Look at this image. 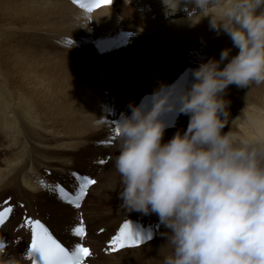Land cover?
<instances>
[{
	"label": "clouds",
	"instance_id": "9594fccd",
	"mask_svg": "<svg viewBox=\"0 0 264 264\" xmlns=\"http://www.w3.org/2000/svg\"><path fill=\"white\" fill-rule=\"evenodd\" d=\"M161 2L166 17L186 13L176 23L195 27L207 18L232 47L193 70L188 83L160 82L121 113L113 160L120 209L155 213L167 229L158 257L144 264H264V132L237 139L223 131L229 86L264 84V0ZM75 19L80 27L94 20L87 10ZM177 110L189 117L187 129L164 142L174 126L166 117ZM8 247L0 236V264H24L5 259Z\"/></svg>",
	"mask_w": 264,
	"mask_h": 264
},
{
	"label": "rangeland",
	"instance_id": "374dc122",
	"mask_svg": "<svg viewBox=\"0 0 264 264\" xmlns=\"http://www.w3.org/2000/svg\"><path fill=\"white\" fill-rule=\"evenodd\" d=\"M118 2L119 5L116 6V9H120L123 7L124 10L128 11L125 7L123 0H120ZM124 10L123 9L117 10V12L120 15H122L123 13L121 14V11ZM128 12H126L123 15L124 17H126L125 20L127 19L131 21V19H134L135 17L132 15V13L130 12L128 13ZM114 25H118V23L113 22L109 26H97L96 28L95 27L94 28L97 31H102V32L104 31L106 33H109L113 31ZM12 26H15V24H13ZM74 27L81 28L76 25H74ZM88 27L89 24L86 25V27L83 29L74 30L72 29V27L67 26L63 21L59 22L54 19L50 20L48 19V17L43 15V16H38V20L34 21L33 25L27 22L18 23L15 27L9 29L13 37V40L11 38L9 39L8 37L6 38L12 40V43L14 42L16 45H20L21 48L20 50L22 53L24 54L27 53L31 55V58H33L34 60L37 61V63H39L40 67L38 69L40 70L41 74L44 73L42 75L43 76L42 80L44 82V88L42 90L44 91L38 88H36L34 91L33 90L30 91V89L27 88L28 91H26L25 90L26 88L21 86V84L16 78L14 79L13 75L14 76L17 75L15 72H13L12 74L11 69H9L8 65L6 64V61L8 62L9 58H7L8 56L6 53H3L4 56L6 57L3 58L2 52H4V50L2 46H0V54H1L0 55L1 56L0 58V126L1 124L6 125L5 123L6 121H11L14 124L13 128L11 127L8 129H4L0 127V171L4 169L0 176L2 179L7 174V172L5 171L7 164H17V163L20 164V162L22 161L21 159L24 156L27 155L29 156L33 152L32 147L30 148V145L26 141L24 143V138L21 130L24 122L27 124L35 123V126L40 129H42L43 127H44L43 129H51V130L55 128L52 131L57 133L62 132V130L64 129V128L62 129V127H65L67 132H69L70 135L72 133L74 137V134L79 133L81 129H83L84 127H88L87 119L91 118V116L89 115L90 112L86 113L87 108L90 107V105L92 104H98L101 101L105 100L104 99L105 97L103 96L104 90H106L104 94L105 95L108 94L107 97H109L111 94L116 95L117 97L116 101L120 106L122 105V103H126L131 97L133 99L138 97L137 99H135V101L136 100L138 101V99L143 95V93L148 91L149 88H151V93H152L160 82H166L167 84H169L174 79L173 78L168 80V78L171 75L174 74L175 76H177L180 73V71H182L181 67H183L184 64L189 65L187 58L190 56V52L193 49H195L194 50L195 55L199 54L198 56H195L196 59L197 58L199 59V60L197 59L198 61L197 66H199V64L206 63L208 60L214 57L216 59H219L220 53L223 49L232 47V42L226 34H217L215 31H212L209 32L207 35L202 34V35H195L194 37L193 36L190 37L187 34H181V33L174 34L172 32L170 35L166 34L161 36V34H159L160 31L158 30L156 32L157 34L152 32L154 29V25L150 27V29L152 28L151 32L141 33L140 36L135 38L126 49L119 51L120 53L116 54V56L113 55V57L112 56H108L106 58L96 57L91 47L77 50L72 48H64L61 47V45L50 44V39L54 36L69 38L72 36L82 35L84 33L87 34V32H90L92 29V28L89 29ZM179 35L181 37L184 36V38H181ZM186 35L187 37H190L191 40L189 38L185 39ZM165 36L167 37L166 39ZM183 39L188 40V42ZM166 41L167 42L171 41V44L168 43L166 44ZM172 41L176 42V44H173V46L176 49H171L174 48L172 46V43L174 42ZM182 41L184 45L181 43ZM157 42H159L160 44ZM177 42L179 44H182L180 45L182 46V48L179 47V44H177ZM196 43H197L196 47H191L194 46ZM161 45L163 48L161 47ZM166 46L168 48H166ZM166 49H168V51ZM237 51L238 50L233 49L232 54L235 55ZM14 55L17 57L18 53H14ZM205 56L206 57L209 56V57L205 59ZM116 57H120V59L122 60L118 61V58ZM9 64L11 66L14 65L13 62H9ZM4 65H6V67L8 68V72L5 73L6 75L4 74L3 71V69L5 70ZM187 65L185 67H187ZM145 83L146 84L148 83L147 85L149 87L147 85H144ZM140 85L144 87V89L141 88ZM102 87H103L102 92L99 94H95L98 93V91L102 89ZM133 90L134 92L132 93ZM25 92H27L28 94H26ZM98 95H101L100 100L99 98H97ZM95 97L97 98L98 102ZM225 99L230 101L229 112L231 110L230 112L231 120L229 119V124L225 127V129H223V131L226 133L231 130V132L235 137H237V139H239L238 138L239 136L243 135V129L247 127L248 123L246 122H248L249 120L248 117L249 114H251V116L259 115L260 117L264 118V101H262L264 100V84L260 86H253L252 88L250 87L239 88L236 85H231L227 90ZM91 100L93 101V103H91L92 102ZM87 103L89 104L85 108V105H87ZM80 107L82 109H80ZM81 111L82 114L80 113ZM95 113L96 115L99 114L97 110L95 111ZM85 114H87L88 116ZM106 114L107 113H105V115ZM75 115L77 116V119H75L74 121ZM83 115L85 116V119ZM182 117L183 118L181 119V123L179 125L180 129L177 131L187 129L189 117L187 115ZM237 118L239 122L237 121ZM106 119L107 116H105L103 120ZM84 121L87 123H85ZM93 123H95V121ZM47 124H48V128H46ZM101 126L97 124H93L92 126L93 130L92 128H90V126L88 127L89 131L93 135L90 138V141H87L85 142L86 144L84 143L81 145V148H78V146L76 145V146H71L70 151L56 150L57 151L56 153L55 150L52 151L47 150L45 151L46 153L44 151H40V153L38 154L56 161L60 160L62 162H65V168L63 169L61 167V169H63L64 172L55 171L59 173L52 176L53 180L54 178H62V175L64 174H66V176L62 179H69L68 174L69 176H71V173H69V171H71L72 168L76 171L78 170L81 172H85L88 169L90 173L91 172L96 173V174H92V176L97 178L100 185L98 184L95 186V188L90 192V195L88 196V200L86 201L87 207L95 211L93 212L89 209L85 210V214L91 212L93 214L92 216L95 217V221L93 223H95L98 220V218H102V220H104L99 225L98 224L93 225L96 231L98 230V228L99 229L113 228L114 230H116V226L120 223V221L129 218L126 217V214H124L126 210L120 209V205L122 201L119 199L120 189L119 187H117L120 178L115 173L113 167L114 157L119 154L118 141L114 142L112 146L100 149L99 148L100 143L98 142L101 140H105L107 137L109 138L112 135L109 126H107L106 124H103ZM76 127L78 129L81 127L80 131L79 130L75 131L77 130ZM175 133L170 134L171 135L170 137L172 138L175 135ZM104 135H106L107 137H105ZM171 138H165L164 136V142H167V140ZM100 156L102 157L104 156L103 159L108 157V159H105L108 162L104 165H101L103 168L100 169V166H89L90 164L96 165L97 163L96 159ZM19 160L21 161L19 162ZM66 169L68 170L67 173H66ZM38 171L39 174L44 176L45 167L39 168ZM49 173L52 174L53 171H49ZM49 173H46V175H50ZM36 180H37V176L33 175L32 181L34 182ZM115 188L117 189L114 190ZM114 193H117L116 194L117 196L116 195L114 196ZM35 195H37L36 196L37 198L32 203L33 206L35 205L34 206V212L36 211L35 215L37 214L39 215V217L43 219H46L50 222L52 221L54 226L57 228H63V227L67 228L73 224V221H75V216L77 215L75 214V209L68 208L65 205V207L68 208L65 211V214H63L64 213L63 212L58 216H56L55 213L50 208H47L48 205L50 207V206H54L55 204H58L56 200L53 199V197L51 196L50 197L47 196L44 192ZM9 197H12L14 199L10 203L16 205L17 210L19 211V215L23 213V208L20 205L24 204V202L20 201L21 198L20 194L17 195V193L12 187L8 188L7 190L1 189L0 187V203L5 198H9ZM85 214H83V218H85L84 216ZM98 214H100L102 217ZM136 214L139 215L141 213L136 211L133 212L127 211V216H136ZM123 216H125L126 218L125 217L122 218ZM59 218H61L62 220H60ZM9 227H11L12 230H14L15 225L10 226V222H9L8 227L5 229L4 232L5 234H8L10 232ZM163 229L166 228L164 227ZM64 235H68V234H64ZM96 237L99 236L97 235L96 232H94L93 234H91L90 239ZM13 238L14 236H11V238H9V242H11L10 250L14 251L17 254V256L22 257L23 254L22 248L16 247L17 246L16 240H14ZM101 238L107 240L108 236L104 235L101 236ZM97 240H98V244H101L100 242L101 240L99 239ZM159 240L160 242L156 240V243L160 247L162 244L165 243V238L162 236ZM77 242L80 243V241H75V243ZM81 243H84V240L81 241ZM90 244L93 245L92 242H90ZM156 257H158V255H156ZM94 261L95 259L91 260V263ZM95 263L110 264V262H108L105 257L102 260L95 261Z\"/></svg>",
	"mask_w": 264,
	"mask_h": 264
},
{
	"label": "bare ground",
	"instance_id": "6f19581e",
	"mask_svg": "<svg viewBox=\"0 0 264 264\" xmlns=\"http://www.w3.org/2000/svg\"><path fill=\"white\" fill-rule=\"evenodd\" d=\"M118 1L119 0L114 1L113 7L102 8V9L96 11L95 13H93L92 15H90V17L92 19H94V20H92L89 23V27L88 28L90 29L92 26H94L95 28L97 26H109L113 22H117L118 25H114L113 26V31H111L109 33H116V32H119L120 30L133 31V32H136L137 34L138 33L139 34H141V33H148V32H151V29L152 28L150 29V27H152L153 25H154V29H153L152 32L156 33L157 30H158V31H160L159 34H161V36L166 35V34L167 35H170L173 32L174 34L181 33V34H187L190 37L191 36L194 37L195 35H202V34L207 35L209 32H212L213 31V30H210V28H209V22H208V19L207 18H205L200 24H198L195 27H190L187 24H183V23H176L175 21H178V20H180V19L183 18L182 15H180L177 18H175V17H168V19H165V20L162 19V18H164L163 17L164 16V11H163V5H162L161 0H123L126 9L130 13H132V15L135 17L134 19H131V21L130 20H127V19L125 20L126 17H124V15H123V14H125V11H121V14L122 13L123 14L120 15L117 12L118 9L115 8V6L117 5V2ZM146 6H149L152 9L153 14H157V18H153L152 17V14H151L152 12L149 13L147 11V7ZM80 11H82V10L78 9L77 7H75L74 5H72L67 0H0V46H2V48L4 50V52H2V56H3V58H6L3 53H6L7 54V56H8L7 58H9V61L8 62L6 61V64L8 65L9 69H11L12 74H13V72L16 73L17 76H14L13 75L14 79L16 78L19 81V83L21 84V86H23V87L26 88L25 89L26 91H28L27 88H29L30 91H32V90L34 91L36 88L42 90L44 88V82L42 80V78H43L42 75L44 73L41 74L40 70L38 69L40 67L39 63H37L36 60H34L33 58H31V55H29L27 53L26 54L22 53L21 50H20L21 49L20 48V45H16L14 42L12 43L13 37H12L9 29H11L12 27H15L18 23H26L27 22V23L33 25L34 21L38 20V16H43V15H45L46 17H48V19H50V20L51 19H54V20L59 21V22H62L63 21L67 26L72 27V29H74V30L75 29L76 30L83 29L85 27H81V28L74 27V25L80 27L81 24L84 23L83 21H77L75 19L77 13L80 12ZM128 11H126V12H128ZM181 13H184L185 16H186V13L185 12H181ZM122 16H123V18H122ZM13 24H15V26H12ZM89 33H91V31L90 32H87V34H89ZM103 33L104 34H108V33L104 32V31H103ZM149 34H151V33H149ZM156 34H155V36H156ZM187 35H186L185 39L186 38L187 39L188 38L190 39V37H187ZM157 36H159V35H157ZM6 37H8L9 39L11 38L12 40L7 39ZM57 37L58 36L52 37L50 39V44H53V42L51 40L54 39V38H57ZM69 38H71V37H69ZM166 38L167 37L165 36V39ZM181 38H184V36L181 37ZM216 38H217V36H216ZM185 39H183V40H185ZM185 41L188 42V40H185ZM172 42H174V43H172V46H173V44H176L175 41H172ZM157 43H159V42H157ZM167 43L168 44H171V41L170 42H167L166 41V44ZM181 43L183 44V41ZM197 43H198V41H197ZM197 43L194 46H191V47H196L197 46ZM163 44H164V42H163ZM177 44H179V43L177 42ZM182 44H179V47L182 48V46H180ZM167 46H170V45H167ZM167 46H166V48H168ZM161 47H162V45H161ZM171 49H176V48L174 47V48H171ZM166 50L168 51V49H166ZM194 50L195 49H193L190 52V56L187 58V61H188V64L189 65H195V66H197L198 65V61H197L198 58L196 59L195 56H198L199 54L198 55L197 54L195 55ZM162 52H163V50H162ZM14 53H18L17 57L14 55ZM119 53H120L119 51H116V52H113L112 54L104 55L102 58H106L108 56H112L113 57V55L116 56V54H119ZM196 53H197V51H196ZM117 56H119V55H117ZM0 58H1V56H0ZM116 58H118V61H121L122 60V59H120V57H116ZM9 62H13L14 65L11 66L9 64ZM3 64H5V63H3ZM119 64H121V63H119ZM154 64H155V62H154ZM158 64H160V63H158ZM4 66H5V70L3 69V71H4V74H5V73L8 72V68L6 67V65H4ZM185 66L186 65L184 64L183 67H181L182 70L184 69ZM197 67H199V66H197ZM177 72H179V71H177ZM171 74H173V73H171ZM148 76H149V74H148ZM176 77L177 76H175L173 74V75H171L168 78V80L169 79L176 78ZM9 78H11V77H9ZM150 78H149V80H150ZM154 83H155V81H154ZM147 84L145 83L144 85H147ZM135 86H136V84H135ZM142 86H143V84H142ZM142 86H141V88L144 89V87H142ZM147 86H145V87H147ZM129 88H130V85H129ZM42 91H44V90H42ZM133 92H134V90L132 91V93ZM146 92L151 93V88H149L148 91H146ZM146 92H144L143 95L144 94H147ZM25 93L28 94L27 92H25ZM95 94H97V93H95ZM41 95H42V93H41ZM98 96H97V98H99V100H100V96L101 95H98ZM43 98H44V96H43ZM97 98H96V100H97ZM113 98L114 97L111 96L109 100L112 101ZM93 100H94V98H93ZM132 100H134V99L132 98ZM104 101H101V102L99 101L100 103H98V104H92V105H90V107L87 108L86 113L87 112H90V114L89 113L88 114L91 116V118H88L87 119V122H88V125L87 126L88 127L90 126V128H92V130H93V127L92 126H93V124H96V120L97 119L98 120H99V118H100V120L101 119H104L105 116H107V119L106 120H108L110 118L109 112L104 108V106L106 105V103ZM262 101H264V100H262ZM97 102H98V100H97ZM89 103H87V105H85V108H86V106H88ZM91 103H93V101ZM116 103H117V101H116ZM130 103H132V101L130 102L128 100L126 103H122V105L120 106L118 103L115 104L113 101L111 102V104L114 105L115 110H117V109H119L121 107H124V106H126V105H128ZM98 105H101L102 110H103L102 113H99L98 114V115H100V117H98V115H96V113H95ZM81 107H83V106H81ZM81 107H80V109H82ZM80 109H79V111H80ZM229 109H230V107H229ZM97 112H99V111H97ZM230 112H231V110H230ZM80 113L82 114V111ZM105 113H107V114L105 115ZM81 114H80V116H81ZM85 115H87V114H85ZM182 116H183V114H182ZM182 116H181V118H182ZM83 117L85 119V116L84 115H83ZM248 117H249V120L247 119L248 122L242 120V121H244V122H246L248 124H247V127L245 129L242 128L243 129V135L242 136H239L238 137L239 139L251 137V136H253V135L257 134V133L264 132V118L260 117L259 115L258 116H251V114H249ZM24 119H26V118H24ZM75 119H77V116L76 115L74 116V121H75ZM45 121H47V120H45ZM92 121L93 122L95 121V123H93ZM237 121H238V119H237ZM87 122H85V123H87ZM5 123H6V125L1 124L0 127L1 128H4V129H8V128H11V127L13 128L14 127L13 126L14 124L11 121H6ZM104 124H106V123H104ZM99 126H101V125H99ZM88 127H84L83 129H81V127L79 129L76 127L77 130H75V131H78V130L80 131V129H81V131H80L81 133L80 132H79L80 134L79 133H76V134H74V137H73L72 133L70 135V133L67 132V130L65 129V127H62V129L64 128L62 130V132L57 133V132L52 131L55 128L52 129V130L51 129H43L44 127L42 129H40V128H38V127L35 126V123H28V124L25 123V122L23 123V126H22L21 130H22V134H23V138H24V143L26 141L30 145V148L32 147L33 152L29 156L28 155L27 156H24L21 159L22 161L19 160V162L21 161L20 164L17 163V164H7L6 165L5 171L7 172V174H6L5 177L3 176L4 177L3 179L0 177V187H1V189H4V190H7L8 188H11L12 187L15 190V192L17 193V195L20 194V197H21L20 198V201L21 202H24L26 204L25 210L28 211V215H27L28 217L29 216H32L33 218H38L37 215H35L36 211L34 212V206L35 205L33 206L32 203L37 198L36 197L37 195H35V194L44 192V190H45V187L44 186H41V185L38 184L39 183L38 178L40 177V178L46 179V184L47 185H50V186H51V184L54 185L52 176L45 175L46 174V170H52L53 171V174L56 175L59 172H55V171L64 172L63 169L65 168V162H62L60 160H57L56 161V160H53V159H50L48 157H44L43 155H38V154L40 153V151H44L45 152L47 150L48 151L49 150H51V151L52 150H55V151L56 150L57 151L58 150H61V151H70V147L71 146H76V145L78 146V148H81V145L84 144L87 141H90V138L93 135L89 131V128ZM104 127H106V126H104ZM46 128H48V124H47V127ZM172 132L173 131H171V130L170 131H166L165 132V138H171L170 137L171 136L170 134H174ZM75 137H77V138H75ZM57 151H56V153H57ZM58 153H60V152H58ZM41 167H45L44 176H42L41 174H39L38 169L41 168ZM61 167L63 169H61ZM3 170L0 171V176H1ZM67 172H68V170L66 169V173ZM87 174H89V173H87ZM33 175H36L37 176V180L34 181V182L32 181V176ZM65 176H66V174L62 175V178H64ZM66 180H68V179H66ZM4 181H5V183H4ZM98 184L100 185L99 182L96 185H98ZM95 186L91 188L90 192L95 188ZM47 189H49V188H47ZM116 194L117 193H114V196ZM87 200H88V197H87L86 201ZM86 201H85L86 208L83 207L82 210H81V212L83 214H85V210H87V209H89V210H91V211L94 212L95 210H92V209H90V208L87 207V202ZM57 203L60 204V205L55 204L54 206H50V207H49V205L47 206V208H53V211H54V213H55L56 216H58L59 214H61L63 212H64L63 214H65V211L68 208H71L72 209L71 206H69V205H67V204H65V203H63L61 201L60 202H57ZM65 205L68 208L65 207ZM75 214H76V209H75ZM94 214H97V213H94ZM92 215L93 214L91 212H88V213H86L84 215L85 218H83V219H85L86 224H88L87 225L88 226V235L86 236V238L84 239V241L85 240H88L90 234H93L96 231L95 228L93 227V225H96V224L99 225V224H101V222L104 221V220H102V218H98V220L95 223H93L95 221V217H93ZM98 215H100V214H98ZM139 216L143 217L146 220L155 221L156 223L160 224L161 225V232H162V229L164 228V226L160 223L159 217L155 213H151V214L141 213V214H139ZM76 218L77 217L75 216V221H76ZM129 218H131V217H129ZM59 219L62 220L61 218H59ZM75 221H73V223H75ZM110 221H112V220H110ZM9 222H10V225L13 224V223H15V221H13L12 220V217H11L10 220L4 226H2L0 228V232H3V235L5 237L8 238L9 236H7V235H10V236L11 235H14V236H16V234H17L16 238L17 237H24L25 240L26 239L27 240H30V234H29V232H27L24 228H22L23 222L21 224H20V222L16 223V225L14 227V230H12L11 227H9L10 232L8 234H5L4 232H5V229L9 225ZM50 223H52V222H50ZM91 223H93V224H91ZM100 226H102V225H100ZM117 226H116V228H117ZM51 227L53 228V230L56 233V235L58 237H60L62 239V241L65 242L66 244L74 246L75 241H78L77 238L73 237V235H72V233L70 231H67V229L70 226L67 227V228H65V227H63V228H57L52 223L51 224ZM103 229H104V232L101 234V236L107 235L108 236V239L115 232V230L113 228H109V229L108 228H103ZM98 230H100V229L98 228ZM166 231H167V229H166ZM104 233H106V234H104ZM64 234H68V235H64ZM160 235H161V233H160ZM101 236L99 238L96 237L94 239V241L96 243V247H93L94 253H97L98 252V249H99V247L101 245V244H98V240H97V239H99V240L103 239V238H101ZM157 238L153 242L148 243V244H146L144 246H141V247H139L137 249L122 250V251H120V252H118L116 254H109L108 256H105L104 254H102L101 259H99V260H102L105 257L107 259V261L110 262V264H127V263L128 264H144V260H147V259H150V258H154V257H156V255H158V252H159V248L160 247L156 243V240H158ZM108 239L107 240L106 239H103L105 242L103 243V246L102 247H103V250H105V251L109 250V246H107V244H105L106 241H108ZM80 243H81V241H80ZM11 256H16V257L20 258L19 256H17V254L14 251H12V252L10 251L8 253V255L5 257V259H7V258H9ZM24 264H26V263L24 262ZM94 264H107V263H95L94 262Z\"/></svg>",
	"mask_w": 264,
	"mask_h": 264
},
{
	"label": "snow or ice",
	"instance_id": "6c2138e0",
	"mask_svg": "<svg viewBox=\"0 0 264 264\" xmlns=\"http://www.w3.org/2000/svg\"><path fill=\"white\" fill-rule=\"evenodd\" d=\"M74 3L79 4L81 8L87 11H93L94 7L111 5L113 0H93L92 4L86 5L81 3V0H73ZM116 136L118 128L116 127ZM100 165L107 163L105 159L98 161ZM72 176L76 182V189L74 192H69L65 187L57 184L53 189L52 186L44 184L46 188L51 189L57 195V198L76 210H80L85 197L89 194L91 186L96 185L97 181L87 175H80L73 172ZM13 212L12 207H5L0 210V226L6 222V218ZM79 214L78 223L72 227L71 233L78 241H83L87 236L86 226L83 219V213ZM27 224L31 230L32 249L28 253V259L35 261V253H39L43 260V264H85L86 258L91 255L89 248L77 242L69 249L61 244L49 229L38 219H28ZM142 243V238L134 236L132 225L124 223L120 229L119 234L115 235L111 241L113 251H119L124 248H136ZM36 264V261H35Z\"/></svg>",
	"mask_w": 264,
	"mask_h": 264
}]
</instances>
